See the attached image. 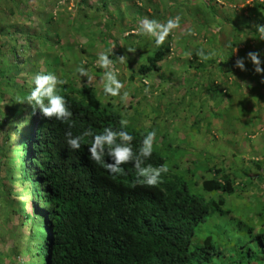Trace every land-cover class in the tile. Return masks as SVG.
<instances>
[{"label": "rangeland", "instance_id": "374dc122", "mask_svg": "<svg viewBox=\"0 0 264 264\" xmlns=\"http://www.w3.org/2000/svg\"><path fill=\"white\" fill-rule=\"evenodd\" d=\"M12 1L0 0V6L5 9ZM39 6L41 11L36 9L32 20L25 21H21L20 15L10 18L6 15L5 20L6 9L0 8V93L4 94L0 107L11 99H21L18 88L8 81L23 84L40 71H47L45 62L52 63L56 67L53 74L72 82L74 88L91 87V97L99 106L108 105L113 112L122 108L124 119L129 121L127 130L145 135L155 130L153 151L166 160L169 171L165 176H180L189 192L205 202L223 199L224 214L208 215L195 230L193 246H202L210 237L234 262L240 260L242 252L255 253V241L249 229L258 233L264 215V83L261 82L264 75L255 74L250 62H246L248 70L243 72L234 63L249 51L260 52L264 60V41L252 28L254 24H264V0H42ZM253 6L259 7L261 20L253 16ZM29 9L33 10L30 6ZM177 15L181 16V27L170 34L171 41H166L171 43L172 53L160 63L162 72L149 73L144 82L136 75L130 79V69L136 71L155 51L154 38L136 34L140 19L147 17L165 23ZM54 29L60 32V42L52 36ZM26 31L38 37L44 33L49 38L46 36L45 45L34 41L28 52L24 46ZM189 31L195 35H188ZM185 32L193 39L192 49L182 47V42H186L182 38ZM113 44L116 47L112 49ZM204 44L207 45L202 47ZM197 46L206 55H214L202 60L197 55L200 49ZM111 49L118 57L129 58V67L127 63H116L118 78L124 84L121 95L125 91L129 93L126 100L106 98L102 91L104 70L97 60L102 52L110 53ZM128 49L134 51L129 53ZM188 53L196 54L198 63L189 62L195 59ZM220 62L222 68L203 71L211 63L221 66ZM193 65H200V70L193 69ZM78 66L89 71L93 77L90 83L78 76ZM222 75L226 76L223 82ZM213 76H219L216 85L211 80ZM145 87H149L148 93ZM181 91L182 96H175ZM131 114L133 117H128ZM149 114L154 118L153 125L141 124ZM10 144L3 135L0 137V147L8 149ZM6 156L9 158L12 154L8 151ZM7 167L8 159L0 157V264H41L40 257L33 258L39 250L36 245L35 248L25 246L30 222L23 216L31 213V196L23 190L19 167L16 166L9 180L5 176ZM214 169L229 175L233 194L203 190L200 177L211 179L210 170ZM8 202H12V208ZM12 239L17 241V246L14 252L6 251ZM32 258L35 262L29 263ZM251 259L254 264H260L253 256Z\"/></svg>", "mask_w": 264, "mask_h": 264}, {"label": "trees", "instance_id": "16d2710c", "mask_svg": "<svg viewBox=\"0 0 264 264\" xmlns=\"http://www.w3.org/2000/svg\"><path fill=\"white\" fill-rule=\"evenodd\" d=\"M40 1L14 0L11 6L5 8L4 19L7 20L6 15H9L8 18L20 15L21 21L32 20L34 11H41ZM29 6L32 11L28 10ZM0 8L4 9L3 5ZM258 8L253 6V16L261 20ZM54 31L52 36L60 42L59 30ZM25 34L24 46L28 52L34 41L39 40L45 45L46 36L49 38L44 33H40L39 37L28 31ZM112 53H109L110 58L117 63L118 54ZM170 53L171 47L167 42L159 48L155 46L152 56H147L145 64L138 67L137 74L143 79L151 72H159L158 63ZM229 55L232 56V53ZM191 57L195 59L192 62L198 63L196 54ZM45 63L47 71L43 73H53L56 67ZM210 65L214 64L205 67ZM192 68L200 70L196 65ZM130 71L132 79L135 71ZM7 83L18 88L21 99H11L0 107V137L3 135L6 142L11 143L8 149L0 147V157L8 159V167L5 168L8 180L16 166L19 167L23 190L31 196V213L22 216L30 222L25 246L35 248L36 245L39 249L33 258L40 257L43 264H254L253 256L264 264V215L261 216L258 233L249 229L257 251L242 252L239 261H232V256L214 245L210 237L202 246H193L195 230L208 215L215 212L224 214L221 210L222 198L217 202H205L203 198L191 194L186 182L177 175L167 177L162 174V182L156 187L137 184L132 164L123 165L125 175H110L102 165L91 161L88 153L90 137L84 139L79 150H72L65 139L68 124L46 119L38 109L33 111L30 105L24 107L21 101L33 88L32 79L23 84ZM58 94L65 98L72 112L69 123L74 125L71 129L73 136L88 128L96 133L102 132L105 127L120 130V116L114 114L110 106H99L91 97V87L82 85L74 88L72 82L67 81L58 86ZM3 96L0 93V100ZM4 128L7 130L2 131ZM125 130L133 137V151H138L145 133ZM8 151L12 154L9 158L6 156ZM105 160L110 162L107 156ZM165 163L166 160L155 151L145 161L146 165L154 167ZM256 167L260 165L256 164ZM212 172L213 178L202 182L203 190L221 195L233 194L229 175L221 169ZM8 205L12 208V202ZM9 242L10 246L5 250L13 251L17 241L12 239ZM11 246L13 249H10ZM33 258L28 262H35Z\"/></svg>", "mask_w": 264, "mask_h": 264}, {"label": "clouds", "instance_id": "9594fccd", "mask_svg": "<svg viewBox=\"0 0 264 264\" xmlns=\"http://www.w3.org/2000/svg\"><path fill=\"white\" fill-rule=\"evenodd\" d=\"M180 27L181 16L179 15L168 18L165 23H160L155 19L143 17L139 21V27L136 29V34L154 38L155 46L159 48L166 42L167 38L168 41H171L170 34H172L174 30H177ZM252 28L254 29V34H257L259 36V39L261 41H264V24L257 23L252 25ZM187 34L194 35V33L190 31ZM169 45L171 47V43ZM115 47L116 45L113 44L112 49ZM112 49L111 55H113ZM133 51L134 50L132 49L127 50V52L129 53H132ZM188 55L190 56L191 54L189 53ZM197 55L200 56L202 60H208L214 54L209 53L206 55L203 50H200ZM261 56L262 54L260 52L249 51L244 57H238L236 59L234 67L242 72L247 71L248 69L246 67V62H250L252 65V70L255 74L264 75V60L261 59ZM166 58L162 62H164ZM128 59V56L122 55L116 58V61H118L120 64H126ZM160 63H158L159 67H161ZM97 64L104 70L101 76V83L103 85L102 91L105 97H121V99L126 100L129 96V93L125 91L121 95V90L124 88V84L118 78V69L116 68V62L110 58L109 53L102 52L98 57ZM137 70L134 72V74L136 76H139L137 74ZM159 72L154 71L153 73ZM76 73H78V76L80 78H86L87 83H90L93 79L89 71L86 70L83 66H78L76 68ZM135 75L133 76V78L135 77ZM145 78L146 76L143 79L141 77V82H144ZM261 82L264 83V80H262ZM66 83V80L58 78L53 73H37L32 78L33 88L31 89L30 93L27 94L25 100L21 101V103L30 105L33 108V111L38 109L42 116L46 119H55L57 121H60L61 123L68 124V130L65 132V139L67 145L72 150H79L84 139L90 137L91 143L88 147V153L90 155L91 161H93L97 165H102L110 175H125L126 173L123 165L132 164L133 168L135 169V182L137 184L145 185L148 187L158 186L162 182V174H166L169 171L168 166L166 164H161L158 167H154L151 164H145V161L152 156L153 146L156 142V131L153 130L147 132V135L142 140L140 148L138 149V151L134 152L131 146L133 137L125 130L129 124V121L127 119H124L126 117H123L121 113L123 109L118 108V110L112 112L119 115L121 118V120L119 121V131L114 130L112 127H105L102 132L96 133L91 128H88L82 131L80 135L73 136L71 129L74 125L72 123H69L72 118V112L69 110L65 98L62 95L58 94V86L64 85ZM145 83L147 84V81ZM241 84L244 86H248L246 82H241ZM149 90V87H145L144 89L145 93H148ZM125 114H127V112H125ZM128 117H133V114ZM141 124L147 126L153 125L152 120L150 121V124H148L145 119ZM106 156L110 158V162L105 160ZM256 169L260 170V167H256ZM211 171L213 170H210V172ZM213 174L214 173L212 172V178ZM200 179L202 184L205 179L201 177Z\"/></svg>", "mask_w": 264, "mask_h": 264}, {"label": "crops", "instance_id": "0c3cea01", "mask_svg": "<svg viewBox=\"0 0 264 264\" xmlns=\"http://www.w3.org/2000/svg\"><path fill=\"white\" fill-rule=\"evenodd\" d=\"M195 35V34H194ZM193 35V36H194ZM182 38L183 39H185L186 40V42L185 41H183L182 42V47H184V49L186 48V49H192L191 48V42H192V37L191 36H186V32L185 33H182ZM166 41H168V38L166 39ZM207 44H204V45H202V47H204V46H206ZM198 47V49H199V51L201 50V47L200 46H197ZM182 54H183V51H182ZM189 54V53H188ZM192 55V54H191ZM190 55V56H191ZM189 62H190V60H189ZM200 63V62H199ZM198 67H199V65H197ZM187 67H189V65L187 66ZM223 66L221 65H217V64H215V65H210V67L209 66H207V67H205L204 66V68H206V71L205 72H211L212 70H215V69H217V68H222ZM161 68V67H160ZM162 69H160V72H162L161 71ZM223 77L221 78V82H223V80L226 78V76L225 75H222ZM211 80L212 81H214V85H216L217 84V81H219V76H213V77H211ZM204 88H205V86H203ZM177 89H179V88H177ZM223 92H224V90H223ZM177 95H180V96H182V91L181 92H179V93H177L175 96H177ZM149 113V112H148ZM146 119V122H148V124H150V121L151 120H153L154 118H152V117H150V114L147 116V118H145ZM177 122H179L178 120H176ZM214 124H217V120L215 119L214 120Z\"/></svg>", "mask_w": 264, "mask_h": 264}]
</instances>
